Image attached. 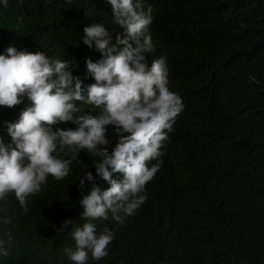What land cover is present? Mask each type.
<instances>
[{
	"label": "trees",
	"instance_id": "obj_1",
	"mask_svg": "<svg viewBox=\"0 0 264 264\" xmlns=\"http://www.w3.org/2000/svg\"><path fill=\"white\" fill-rule=\"evenodd\" d=\"M148 6L149 62L166 57L169 86L184 107L146 185L148 199L123 224L98 223L115 238L107 256L88 264H264V0H146ZM111 16L107 0H8L0 6V51L10 44L42 50L72 61L73 74L83 77L85 57L100 56L80 39L83 27L100 22L118 32ZM24 106H0L6 142L4 121ZM80 158L68 177H49L29 198L28 212L14 198L0 202V217L12 218L0 231L10 228L14 237L0 264H73L62 256L73 243L70 229L57 230L65 219H85L78 179L94 166L86 153Z\"/></svg>",
	"mask_w": 264,
	"mask_h": 264
},
{
	"label": "clouds",
	"instance_id": "obj_2",
	"mask_svg": "<svg viewBox=\"0 0 264 264\" xmlns=\"http://www.w3.org/2000/svg\"><path fill=\"white\" fill-rule=\"evenodd\" d=\"M107 2L119 31L100 22L83 27V44L100 53L95 60L85 57L83 77L73 74L72 61L42 50L10 44L0 51V106L25 104L16 119L4 121L10 140L0 136V202L14 198L28 212L29 198L49 177H68L74 163L83 162L81 152L93 158L94 172L85 170L77 185L84 222L65 219L57 230L70 229L73 243L62 256L73 264L107 256L114 229L105 224L101 230L98 223L123 224L148 199L146 185L184 107L169 86L166 57L149 62L155 48L151 6L145 8L146 0ZM88 78L92 82L85 83ZM67 122L75 127L60 126ZM11 223L10 216L0 217V224ZM13 239L10 228L0 231V258L10 254Z\"/></svg>",
	"mask_w": 264,
	"mask_h": 264
}]
</instances>
